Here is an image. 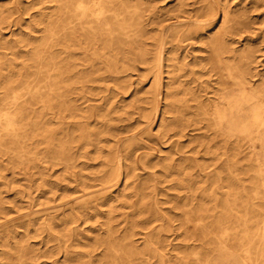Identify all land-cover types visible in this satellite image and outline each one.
I'll return each mask as SVG.
<instances>
[{
    "label": "rangeland",
    "instance_id": "1",
    "mask_svg": "<svg viewBox=\"0 0 264 264\" xmlns=\"http://www.w3.org/2000/svg\"><path fill=\"white\" fill-rule=\"evenodd\" d=\"M118 2L112 6L105 4L102 18L109 20L110 28L132 19L134 23L138 22L147 49L145 60H135L120 72L100 69L95 80L72 84L67 94L76 107V116L62 118V113L55 110L48 112L43 120L56 131L57 138L61 137L62 128L69 119L90 131L98 126V112L108 114L106 117L111 118L109 122L115 135L106 134V141L101 142L102 156L107 154L109 147L115 146L116 136L136 133L132 148L137 176L125 180L120 167V175L110 187L112 210L105 202L75 223H61L56 230L67 234H63L61 242L49 241L51 237L43 225L44 218L40 217L46 216L43 213L48 211L55 213L54 208L47 209L50 206L60 207L56 211L60 214L69 211L68 206L63 205L64 199L72 202L80 196V181H89L102 167L90 159L95 152L91 147L87 148V156L77 159L78 163L84 161L83 165L72 171H66L60 161L44 158L43 144L38 145L40 159L35 162L14 159L11 163L7 154H0V202L3 208L0 214V264L19 261L21 264H114L97 260L103 246L95 238H104L108 232L117 236L132 235L140 252L135 264H206L217 243L216 233L232 228L230 235L235 239L230 241L237 240L246 245L248 240L244 235L262 227L264 196L254 189V164L249 149L243 146L242 152L237 154L219 147L216 144L219 137L207 127L201 107L208 103L217 87L210 45L218 35L221 34L225 43L240 56L246 55L248 70L255 75L253 78L264 75V0ZM209 5L213 12L208 14ZM224 5L228 14L223 20L221 9ZM56 8L57 0H0V11L8 10L10 15L9 22L0 24V56L13 60L16 55L15 69L23 62L29 63L30 46L21 43L16 53L8 47L21 37H39L40 32L35 31L43 28L46 21L40 20ZM178 29L189 30L191 35L180 38L175 35ZM55 54L60 59L67 56L59 49ZM70 57L79 60L77 55ZM35 70L31 68L37 74ZM156 73L160 93L154 98L152 80ZM178 98L185 105L182 111L188 126L183 128L174 127L171 122L173 108L166 105ZM146 115L152 118L151 134L139 133ZM160 119L169 123L166 135L159 127ZM32 147L28 144L25 149L28 151ZM143 153L150 157V165L144 169L140 161ZM166 157L172 159L173 165L167 174L162 167ZM180 168L188 176L186 187L184 182H177L183 176ZM121 192L129 197H123ZM141 193L152 195L150 200L157 201L158 216L162 215V220L152 213L134 215L123 205L125 200H135ZM227 198L236 202L232 215L225 204ZM185 201L192 205L190 208L202 211L204 225L193 230L185 223L181 210ZM244 219L250 222L244 224ZM261 230L257 231L251 246L253 257L264 262V257L258 254L264 252V241L258 239L263 233ZM148 243H153L155 252L147 250ZM20 244L29 251L22 258L16 251ZM59 247H65L66 258L64 253L56 252ZM8 250L16 253L9 258ZM88 252L94 254L91 260L86 255ZM193 252L198 254L193 256Z\"/></svg>",
    "mask_w": 264,
    "mask_h": 264
},
{
    "label": "bare ground",
    "instance_id": "2",
    "mask_svg": "<svg viewBox=\"0 0 264 264\" xmlns=\"http://www.w3.org/2000/svg\"><path fill=\"white\" fill-rule=\"evenodd\" d=\"M118 0H57L56 11L47 14L43 28L37 29L39 37L19 38L14 42L10 50L15 51L22 46H30L31 52L28 62H23L20 68L15 69L13 60L0 56V154H7L9 159H25L35 162L40 159L38 145L43 144L44 158H51L60 161L66 171H72L81 163L77 162L79 157H86L87 148L91 147L95 154L90 158L102 167L90 177L89 181H80L78 192L80 196L75 197L72 202L65 198L63 205H67L69 211L57 213L60 207L50 206L47 209H55V213L48 211L41 216L44 218V227L51 237L49 241L61 242L64 238L63 231L56 230L61 223L77 222L80 217H86L89 210H97V207L107 202L112 210L113 196L109 195L113 185L120 175V167L123 168V176L134 177L137 168L132 145L136 140L134 132L124 136L115 137V146L109 147L107 154L102 156L103 149L101 142L106 141V134L115 135L112 132V125L109 122L108 114L97 113L98 126L94 130L85 131L79 122L67 120L62 128L61 137L56 138V131L47 126L43 120L48 112L55 110L62 113V118H73L76 116V107L68 98V92L72 84L84 83L95 80L100 74V69L109 73L120 72L129 67L135 60H145L147 49L141 39L143 33L138 22L134 19L129 22H121L115 28H110V22L102 18L105 11V4L108 6L119 4ZM209 5V13H212ZM228 11L224 5L221 15L227 17ZM9 11H0V24L9 22ZM180 38L189 37V30H176ZM59 49L65 53L66 58H58L55 54ZM14 53V52H13ZM14 53V54H15ZM13 54V55H14ZM70 55L79 56V60L70 59ZM69 57V58H68ZM210 61L212 68L217 74V87L208 103L201 107V113L207 119V127L219 137L216 144L227 150L242 152L243 146L249 149V156L254 164L255 192L264 196V75H255L248 70L246 55H239L234 48L229 47L220 34L210 45ZM100 65V66H99ZM36 68L37 74L31 71ZM153 97L159 92V75H153L152 80ZM173 108L171 122L174 127L188 126L184 120L185 113L182 107L185 105L181 99H174L169 104ZM154 107V111H156ZM30 119V121H26ZM151 120L149 115L144 116V124L139 133L151 134ZM165 119H160L159 127L168 132V125ZM127 131V130H126ZM120 143L121 146L119 145ZM32 145L30 150L25 146ZM76 150L74 151V149ZM149 154L143 153L140 161L144 168H148ZM172 159L166 157L162 163L164 172L170 173ZM149 163V164H148ZM235 163V162H233ZM232 163V164H233ZM156 165V164H154ZM182 177L178 184L184 182L188 185L187 177L180 168ZM74 173V171H73ZM76 176L75 174H73ZM79 175L81 176L82 174ZM124 180V185L127 182ZM98 187V188H97ZM126 188L122 189V191ZM155 189V188H153ZM125 198L127 193L121 192ZM133 195V194H131ZM230 194L228 195V197ZM148 197V198H146ZM152 195L141 193L135 200H125L123 205L131 213L159 214V206ZM226 206L229 214L234 212L235 200L226 199ZM57 205V204H56ZM185 223L194 229L198 225H204L202 211L190 208L186 201L181 205ZM3 208L0 202V214ZM231 213V215H232ZM162 216V215H161ZM158 216L157 219H163ZM244 219V224L249 223ZM135 223V222H133ZM220 224V221H218ZM256 232H249L244 235L248 240L242 245L231 236L227 228L216 233L217 239L214 252L206 264H264L253 257L252 240L257 236V231L262 230L259 240L264 241V222ZM108 230L110 227H107ZM130 233L117 236L108 232L104 238H95L103 251L97 260H106L114 264H123L124 261L135 260L140 255ZM240 239V238H239ZM159 241V239H158ZM153 243L147 244V250L155 252ZM19 258L28 255V250L22 244L17 245ZM11 250L6 255L12 256ZM57 253L66 255V249L58 248ZM256 252V251H255ZM91 253V252H90ZM86 254L91 260L94 254ZM52 254V253H51ZM198 253L193 252V256ZM264 257V252L258 253ZM68 259V258H67ZM11 264H21L11 263Z\"/></svg>",
    "mask_w": 264,
    "mask_h": 264
}]
</instances>
